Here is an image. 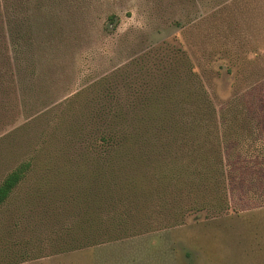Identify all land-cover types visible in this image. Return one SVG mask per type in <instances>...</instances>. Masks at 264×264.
Wrapping results in <instances>:
<instances>
[{"label":"rangeland","instance_id":"obj_1","mask_svg":"<svg viewBox=\"0 0 264 264\" xmlns=\"http://www.w3.org/2000/svg\"><path fill=\"white\" fill-rule=\"evenodd\" d=\"M115 110L149 138L143 207L70 250L85 195L93 222L124 210L94 199ZM25 163L0 264H264V0H0V184Z\"/></svg>","mask_w":264,"mask_h":264},{"label":"trees","instance_id":"obj_2","mask_svg":"<svg viewBox=\"0 0 264 264\" xmlns=\"http://www.w3.org/2000/svg\"><path fill=\"white\" fill-rule=\"evenodd\" d=\"M171 93L169 92L166 96H170ZM202 95L201 92L195 94L196 103L205 99ZM182 98V95H180L179 100L181 101ZM202 105L203 109H207L205 103H202ZM173 107L174 104L161 108L152 106L150 111L146 110L144 112L139 122L163 121L166 117L173 115L174 111L171 110ZM198 111L201 112L199 107ZM110 116L115 119V125L113 127L108 126L104 132L100 133L97 142L99 154L95 160L100 180L94 199H96V207L101 211L100 213H102L103 207L114 204H118L124 210L118 212L117 220L112 225L103 220L101 216L93 222L87 213L89 204L87 195H85L81 202L83 213L81 214L80 225H78V229L83 233V237L76 244H71L73 242L69 243L70 250L97 245L105 241L117 240L121 236L132 233L130 232L132 231L131 228L125 225L126 221L132 217L129 209H133L132 204H134L135 209L143 207L142 196H144V192L137 186V183L140 185L142 183H136L132 176L134 168L143 170V168L140 169V166L137 165L139 161L138 156L143 157L148 153L145 149H148L147 140L149 138H146L143 132H140L145 126L140 131H136V129L139 130V128L134 127L136 124L133 123L131 126L125 125L124 123H127V120L123 118L120 110H115L112 114L110 112ZM198 129L202 130L198 133H203V125L199 126ZM187 135V132H184L183 138L185 140H187ZM30 167V163L21 164L3 179L0 184V208L8 201L13 191L24 181L27 173L30 171ZM169 172H171V169ZM163 176L164 178H168L169 175Z\"/></svg>","mask_w":264,"mask_h":264}]
</instances>
